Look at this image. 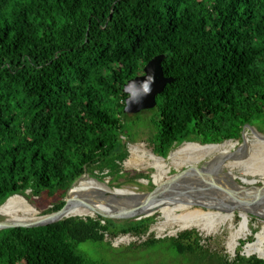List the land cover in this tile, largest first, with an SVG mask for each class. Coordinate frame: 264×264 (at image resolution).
Wrapping results in <instances>:
<instances>
[{
	"label": "trees",
	"instance_id": "16d2710c",
	"mask_svg": "<svg viewBox=\"0 0 264 264\" xmlns=\"http://www.w3.org/2000/svg\"><path fill=\"white\" fill-rule=\"evenodd\" d=\"M160 55L173 82L154 109L126 114L124 86ZM247 125L264 131V0H0V206L77 181L74 191L95 168L118 178L143 128L166 158L187 142L241 140ZM102 221L2 230L0 264H100L79 246L153 222ZM201 242L187 230L142 245L204 264ZM234 263L264 258L238 253Z\"/></svg>",
	"mask_w": 264,
	"mask_h": 264
},
{
	"label": "rangeland",
	"instance_id": "374dc122",
	"mask_svg": "<svg viewBox=\"0 0 264 264\" xmlns=\"http://www.w3.org/2000/svg\"><path fill=\"white\" fill-rule=\"evenodd\" d=\"M151 113H146L145 116H150ZM134 116V115H130ZM244 137L242 136L241 140H231L237 143L236 147L231 151L230 156L227 159L223 160H214V158L206 157L204 161L200 162L199 164L192 165V166H183L175 164L172 165L170 172H166L163 175L164 186L162 189H165L167 184H172L173 186L177 185L179 182L184 180V183H190L191 189H196L195 195L200 196L201 194L209 195L213 193H219V190H228V193L232 194L233 189L237 187L245 188L247 182L249 183L250 179L260 178L262 181L257 185L246 189L247 192H254V195H258L256 200H253L251 197L248 198L244 192L240 191H233L238 197V200H242L245 205L249 204V209H259L257 204L264 205V178L260 175H253L248 176L245 175V171L241 168L234 170L235 180L231 181L227 180V174L229 171L226 168H222L220 165L222 163H230L241 158L246 159L252 153L254 147H259L257 150L264 149V147L259 146V137H264V131H259L255 126L247 127L244 132ZM152 134L149 129L143 128L139 135L134 139L133 142H130L128 145L129 156L126 161L130 158V147L133 145L136 146H143L147 149L148 152L154 153L153 145L150 141ZM189 143V142H187ZM193 143V142H192ZM185 144V143H183ZM183 144L176 146L170 152L168 157L164 159H169L170 155L177 151ZM200 144V143H199ZM255 150V149H254ZM256 152V151H255ZM155 154V153H154ZM142 155V154H141ZM234 155V156H232ZM157 156V155H156ZM159 157V156H157ZM163 158V157H161ZM125 161V162H126ZM144 165L139 167H126L125 162L122 164L121 167V176L115 178L113 174H111L110 170H104V173L99 169L95 168L92 170L87 171L84 175H88L93 178L92 183L93 185H108L112 189H125L130 190L134 195L138 194H149L156 191L159 186L154 183V176L161 175L157 168L150 166L146 167V165L152 163L151 159L143 158ZM178 162H181L179 160ZM221 163V164H220ZM220 164V165H218ZM141 168V169H140ZM83 175V176H84ZM82 176V177H83ZM81 177V178H82ZM80 178V179H81ZM79 179V180H80ZM78 180V181H79ZM225 181V182H224ZM227 181V182H226ZM77 182V181H76ZM75 182V184H76ZM231 183V184H230ZM74 184V185H75ZM132 184V185H130ZM134 184V185H133ZM215 184V186H214ZM73 185V186H74ZM85 184H80L79 186H84ZM194 185V186H193ZM195 185H199L197 187L201 189H197ZM212 185V186H211ZM244 185V186H243ZM72 186V187H73ZM205 188H204V187ZM235 186V187H234ZM223 187V188H222ZM230 187V188H229ZM232 187V188H231ZM71 189V188H70ZM68 189L65 193H57L56 195L51 196L47 192H44L41 196L36 197L31 195L30 191L26 192V198L37 208L39 211V216H44L48 213L49 209H51L54 205L64 202L68 198ZM190 190V189H188ZM231 190V191H230ZM249 190V191H248ZM180 191V190H177ZM230 191V192H229ZM213 192V193H211ZM177 193L176 191L174 192ZM214 195V194H213ZM245 195V196H244ZM116 196L119 199H122L118 195H111ZM179 196V195H178ZM177 196V197H178ZM231 196V195H230ZM242 196V197H241ZM171 203L166 206H175L179 204L178 201ZM248 198V200H246ZM245 199V200H244ZM246 201V202H245ZM102 206L101 204L97 207ZM196 209H204L207 211L213 210V213H219L216 208L209 207L207 205L196 204ZM165 207V206H163ZM109 207L107 209H101V215L90 217L93 219H97L98 217L103 218V223L107 220H111L117 224V226L125 225L128 221L132 220H140L145 218H152L153 222L149 229V231L142 235H133L131 236L135 240L131 242H119L118 238L121 237L123 234H119L115 237L108 235L103 243H93V242H86L79 246L78 250L87 255V257L100 264H191L189 261L178 258L173 252H168L159 248H147L142 245V243L148 241L149 239H163L166 237H176L179 233L187 230H196L199 232L200 236L202 237L201 244L204 246V249L207 250V255L209 261L204 264H236L234 263L238 253H241L246 258H250L253 256H257L259 258H264V255L259 256L258 254L249 255L247 253L246 247L250 243H254L257 241V237L259 233L262 232L264 228V218L256 214L255 212L250 211L245 214L240 209H232L228 208L229 213L233 216V226L235 228H240L241 225L245 226L247 232L241 236L239 240V244L236 250L233 252L229 250V242L231 238V228L230 224L232 221H227L226 224H223L219 227L218 230L213 231L211 235H207L204 231L200 230L199 228H189V229H182L181 223L184 221H188V219L180 220L174 223V218H170V220L165 227L163 224L167 221V218L164 214L161 213L160 210L153 211L152 215L146 214H134L130 213L126 208L117 210L119 215H113L115 211L110 213H106L107 210H111ZM193 210V211H195ZM179 215V214H178ZM79 218H88V217H81L75 216ZM71 218V217H70ZM6 220V217L0 216V221ZM246 222V223H245ZM164 228V230H160ZM110 243V245L108 244ZM131 243V244H126Z\"/></svg>",
	"mask_w": 264,
	"mask_h": 264
},
{
	"label": "bare ground",
	"instance_id": "6f19581e",
	"mask_svg": "<svg viewBox=\"0 0 264 264\" xmlns=\"http://www.w3.org/2000/svg\"><path fill=\"white\" fill-rule=\"evenodd\" d=\"M258 140L259 146L264 147V137H259ZM236 145L237 143L234 141H226L222 144L208 145L189 142L183 144L177 151L173 152L167 160L161 157H157L151 151L148 152L147 149L143 146L133 145L130 147V158L125 162V166L128 168H142V166L145 164L143 158L151 159L152 163L146 165V167L153 166L157 168L161 175L154 176V183L160 188L149 194L134 195L131 193L133 192V189L132 191L125 189H112L108 185L102 184H87L84 186H79L74 191H71V189L75 186L74 185L68 191V197L73 201L79 202L80 205L70 204L69 206L63 208L57 214L56 220H64L66 218L75 216H96L93 207L97 208L100 204L102 206L99 207V210L114 207L111 208V210H107L106 213L113 212L114 210L115 213L113 215L115 216L120 214L117 210H120L121 208L124 209L127 206L129 208H126L125 210L134 214L143 213L146 215H152L154 213L153 211L160 210L161 213L164 214L167 218V221L163 224V227H165L167 223L172 220L170 218H174V223L180 220L188 219V221H184L181 223L182 229L199 228L207 235H211L212 233H214L213 231L218 230L221 225L226 224L227 221L231 220L232 222L229 224L232 233L228 247L229 250L234 252L239 244L241 236L247 232V229L243 225H241L240 228H235L233 226V216L229 213L228 208H238L247 215L250 211H252L264 218V205L257 204L256 206L259 207L258 210L252 208L250 210L249 204L244 206L245 203H243V199L240 201L235 198L238 197L235 194L237 192L233 191H243L244 194L248 196V198L251 197L253 200H256L257 196L259 197V194L254 195V192H247L243 190V188L237 187L236 189H233L232 194L228 193V190H224V188L222 190H219V193L211 192L214 195L209 194L207 196L205 194H201L200 196H198L195 195V192L197 190L191 189V184L184 183V180H182L175 186H173L172 184H167L165 189H162V187L164 186L163 175L166 172H170L172 165L178 164L180 165V167L192 166L204 161L206 157L214 158V160L227 159ZM258 148L259 147H254L255 150L253 149L250 156L246 159L241 158L234 162L222 163L223 165H220L221 163L218 164L222 168H226L229 171V173L226 175L228 178L227 180H230L231 182L236 179L235 175L233 174L234 170L238 168L244 170L245 175H260L264 178V149L262 150L261 148L257 150ZM179 160H181V162H178ZM195 186L197 187L199 185ZM197 189L201 188L197 187ZM175 191L177 192L176 194L174 193ZM114 194L118 195L122 199H119L116 196H111ZM175 197H177L176 201H178L179 204H176L175 206H166L174 203ZM248 198L246 200H248ZM196 204L207 205L209 207L216 208L219 213L216 212L214 214L213 210H195L194 205ZM38 214L39 211L37 210V208L23 195H15L9 198L2 206H0V216L6 217L7 221L19 223L37 221ZM160 230H164V228H161ZM246 250L249 255H264V228L262 232L259 233L257 241L248 244Z\"/></svg>",
	"mask_w": 264,
	"mask_h": 264
},
{
	"label": "water",
	"instance_id": "95a60500",
	"mask_svg": "<svg viewBox=\"0 0 264 264\" xmlns=\"http://www.w3.org/2000/svg\"><path fill=\"white\" fill-rule=\"evenodd\" d=\"M165 56L160 55L152 59L145 67L144 74L130 80L124 86V93L128 95L124 112L128 115H136L142 111L154 109L157 106V97L160 95L167 85L173 82V79L166 78L163 71L162 62ZM252 127L247 125L243 131V137L245 129ZM231 141V140H230ZM262 179L252 178L243 190L249 189L260 183ZM132 185V184H130ZM134 185V184H133ZM244 186V185H243ZM70 204L80 205L79 202L73 201L71 198H67L57 209L44 216H39L37 221L32 222H12V221H0V231L14 228H27V229H40L46 226L52 225L58 221L56 220L57 214ZM97 215H101L102 212L98 208H94ZM87 219V218H84Z\"/></svg>",
	"mask_w": 264,
	"mask_h": 264
},
{
	"label": "built area",
	"instance_id": "2783aa9c",
	"mask_svg": "<svg viewBox=\"0 0 264 264\" xmlns=\"http://www.w3.org/2000/svg\"><path fill=\"white\" fill-rule=\"evenodd\" d=\"M108 235H106L107 237ZM131 234H123L121 237L118 238L119 242H131L132 240H135L134 238H132ZM126 244H131V243H126Z\"/></svg>",
	"mask_w": 264,
	"mask_h": 264
}]
</instances>
